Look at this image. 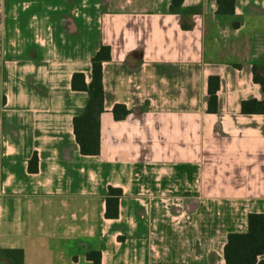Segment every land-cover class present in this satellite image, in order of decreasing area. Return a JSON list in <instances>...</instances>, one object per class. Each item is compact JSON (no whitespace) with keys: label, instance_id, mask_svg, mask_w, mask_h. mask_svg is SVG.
Masks as SVG:
<instances>
[{"label":"crops","instance_id":"obj_1","mask_svg":"<svg viewBox=\"0 0 264 264\" xmlns=\"http://www.w3.org/2000/svg\"><path fill=\"white\" fill-rule=\"evenodd\" d=\"M171 1L0 0V249L24 264H94L89 251L100 264H225L227 235L264 213V114L241 111L264 100L252 74L264 0L231 15L184 0L200 9L189 30ZM102 45L100 152L83 155L73 119L89 96L71 79L91 82ZM109 187L122 191L114 219Z\"/></svg>","mask_w":264,"mask_h":264},{"label":"trees","instance_id":"obj_2","mask_svg":"<svg viewBox=\"0 0 264 264\" xmlns=\"http://www.w3.org/2000/svg\"><path fill=\"white\" fill-rule=\"evenodd\" d=\"M184 0H172L169 10L179 14L181 27L184 30L192 28V15L200 11L195 7H184ZM217 13L231 15L235 11L236 0H216ZM237 26V24H235ZM110 47L102 45L91 59L92 80L85 82L82 73H74L71 79V87L75 91H84L88 94V102L83 112L74 117L73 129L80 152L83 155H98L100 152V115L104 111V89L102 81L103 63L109 61ZM253 80L258 83L264 92V64L252 66ZM219 78L211 76L208 79V112L217 111V90ZM4 101V99L2 100ZM244 114H264V100L250 99L241 104ZM115 120L124 119L130 111L121 104H116L112 109ZM29 170L37 171V158L34 155L29 162ZM122 191L109 187L106 199L105 216L110 219L118 217V202ZM264 254V213H250L248 215V230L245 233H229L224 246L225 264H264L258 258ZM4 258L7 264H24V253L21 249H0V258ZM87 258L94 264H100L101 253L89 251Z\"/></svg>","mask_w":264,"mask_h":264}]
</instances>
